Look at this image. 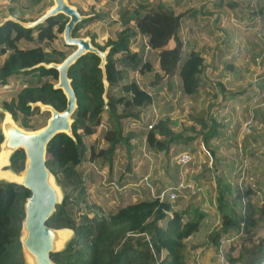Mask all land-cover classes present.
<instances>
[{
	"label": "trees",
	"instance_id": "16d2710c",
	"mask_svg": "<svg viewBox=\"0 0 264 264\" xmlns=\"http://www.w3.org/2000/svg\"><path fill=\"white\" fill-rule=\"evenodd\" d=\"M39 1L25 0V4L30 8ZM243 1L247 3L245 7L239 5L237 0H218L216 5L214 4L221 10L223 8L234 10V16L239 20L246 15L248 19H246L245 32L251 36V39H248L249 49L239 43L244 32L237 34L234 29L226 31L224 28L226 37L220 38L218 34L214 36L220 39L222 44L217 45L211 53L212 58L214 56L219 59L218 61L212 59L211 68H218L220 70L218 76L221 77L224 75L221 70H229L232 72L231 77H234L233 73H235L238 79L243 78L241 72L247 71L249 66L241 67L234 63L242 49V53L247 52L252 58L249 63L260 64L264 61L263 0ZM201 8L202 5L198 10L190 7L187 11L175 13L173 7L164 0H139L122 10L119 18L122 26L114 38H108L104 44H101L95 40L94 34H91L92 42L97 47L104 49L110 46L105 64L109 83L106 102L108 110L103 106L105 101L102 97L103 82L101 68L98 67L99 56L86 52L69 67L68 74L77 97V107L72 114L74 138L62 132L57 133L47 145L46 158L47 166L65 192L62 202L56 205L55 211L49 217L48 224L54 227L69 226L75 232L66 248L52 253V258L58 263L190 264L186 259L185 240L201 232L204 218L209 212L193 203L189 210L176 208L170 199L181 200L187 193L191 194V198L196 196L195 194L201 190V184L196 182V177L193 178L194 181L190 178L189 181L177 178L167 186L162 185V188L160 187L150 197L105 212L99 205L87 202L85 191L88 181L84 171L78 166L85 159L95 160L94 146L87 145L85 137L96 132L104 111H107L109 121L113 124L103 133L108 146L104 152L106 157H111L110 154L114 153L115 148L122 145L121 141L130 146L128 141L135 136V133L124 131L123 121L139 120L140 122L143 119V111L154 101L153 93L128 75L129 69L141 73L145 70H153L152 63L142 56L144 47L147 46L158 52L159 69L155 73L154 83L160 82L161 77H164L165 81L159 86L165 84L175 93L181 92L193 99L199 97L201 89L205 87L206 50L189 47L190 40L184 41L180 31L186 25L188 30L192 31L194 23L199 24L200 19H193V25H189L191 19H188L187 15L204 12L205 10L201 11ZM20 12L23 14L24 10L21 9ZM10 14L19 17L14 13L13 7ZM96 16L103 18L105 15L94 14V17ZM256 16L261 20L260 28L256 27L257 21L256 24L252 21ZM94 17H86L79 21L73 34H78L85 21ZM66 19L59 13L33 27H24L11 19L0 24V83H4L11 76H21L23 82L10 99L2 102V106L26 128L42 125L34 123L32 115L39 112V108L37 106L31 108L29 101L41 100L59 110L65 107L66 100L62 90L53 88L54 82L44 77L57 79L56 69L34 65L41 61H60L65 57L67 53L63 49L56 46L49 48L46 45H50L57 34L62 32ZM137 34L146 37L147 44L142 45L140 49H131V43ZM170 39L174 40L172 46L168 43ZM137 46L140 47V44ZM214 83L224 100H238L239 97L246 99L247 114L243 119L245 121L251 117L252 120L248 134L252 133V128L258 119H263L264 122V70L241 89L231 90L222 80ZM256 103L258 104L255 105ZM46 115H48L47 111ZM217 117V109H211L208 105L190 114L191 125L176 130L174 129L176 119L168 115L160 116L153 122L147 123L148 127L144 130L145 145L147 149L155 152L160 150L168 152L173 145L185 146L189 140L185 131L194 130L193 122H197L200 125L198 132L202 137L203 145L206 146V152L215 155L217 147L212 143V138L216 139L219 133L217 128L220 122ZM237 130L234 129L226 137L235 140ZM228 146L231 147L230 144ZM235 147L236 151L233 149V153L242 155L243 146L236 144ZM188 152L193 158L194 155ZM23 162L24 152L22 149H17L12 156L11 166L15 170H20ZM233 169L234 167L228 171H218L216 164L213 167L216 172L211 173V177L216 181V208L220 223L209 228L204 241L195 243L197 246L211 245L215 251H218L224 239L228 238L232 231L236 233L240 230H248L246 216L244 217L240 211L242 203L239 194V200H231L233 193L237 191V186L235 184L233 186L228 180V176H232ZM241 169L242 167L239 166L236 174H241ZM170 192L175 194L174 198H170ZM165 193V199H161L160 197ZM28 194L29 190L21 184L0 182V264H24L19 233L24 216L23 204ZM81 202L84 203V207L81 206ZM246 211L248 215L250 212L251 216L257 214L262 217L264 202L251 210L247 207ZM240 248L238 255L232 256L230 253L232 247H230L225 257L230 261L242 258V264H260L264 260V236H260L257 242L251 241L249 245L242 244Z\"/></svg>",
	"mask_w": 264,
	"mask_h": 264
},
{
	"label": "rangeland",
	"instance_id": "374dc122",
	"mask_svg": "<svg viewBox=\"0 0 264 264\" xmlns=\"http://www.w3.org/2000/svg\"><path fill=\"white\" fill-rule=\"evenodd\" d=\"M68 1L77 6L82 13L88 15L87 17H94V14L105 15L103 18L96 16L85 21L81 29L77 32L78 34H76L81 36H91V34H94L95 40L101 44H104L108 38H114L116 32L121 28L122 25L119 22V18L124 7H127L129 4L133 5L139 2V0ZM164 1L173 7L175 13L187 11L190 7H194L196 10H198L201 5V11L205 10L202 13L194 12L193 14L190 13L187 15V18L193 21L192 22L191 20L189 21L187 19V21H189V25H193V19H200L199 24L195 25L194 23L192 31L188 30L187 25L184 26L180 31L181 37L184 41L189 42L190 40L188 43L189 47L201 48L204 51L206 50L205 61L207 68L205 69L204 73L205 87L201 89L199 97L197 99H193L191 96L182 94L181 92H173L165 84L159 86L165 81L163 79L164 77H161L160 82L154 83L156 79L155 73L159 69L158 52L157 50L147 46L144 47V50H142V56L152 63L153 70H145L143 73H141L137 70L129 69L128 75L131 78H135L142 87L153 93L154 101L148 106L149 108L143 111V119L140 120V122L138 120L135 121L133 125H130L133 121L132 120L126 123V125L124 124L123 129L130 130L132 128L131 131L133 132L141 128L145 130L148 127V122H153L160 116L168 115L177 121L174 129L180 130L181 127H187L192 124V119L190 118L191 113H196L201 108L205 106L207 107L209 105L211 109H217V120L220 122V125H218L217 128L219 131V133H217V138H212V143L217 147L215 150V155H210L208 152H206V146L203 145L202 137L198 132L200 125L197 122H193L195 125L194 130L185 131V135L189 139L185 146L173 145L170 150L165 153L160 152L157 155L143 153V155H140L141 158H138V155L135 154V156L128 158V153L126 150L129 148L124 145L123 141H121L120 143L122 146L119 147L120 149L115 151L114 158L113 152L111 154L108 152L111 155L110 158L106 157V153L104 152H106L108 146L107 141H105L103 138V133L113 124L109 121L110 118H108L107 111H104L102 113L101 123L98 125L96 132L91 136L89 135L88 137H85L86 144H92L94 146V151L96 153L95 160L91 161L85 159L78 166L80 170L84 171V174L87 178L86 180L88 181L85 197L88 203H95L96 205H99L105 212H111L117 209L118 206L131 202V200H129L132 198V196H130V192L132 190L131 187L132 185L138 187L137 185L141 183L140 178H142L143 175H145L144 178H146L147 181L155 182L156 184L163 181V185L165 183H171L172 181L176 180L177 177L186 181H189L188 178L193 180V178L196 177V182L201 184V190L195 194L196 196L191 198V194L187 193L181 200L170 199V202L173 203L174 207L179 206L181 209L189 210L193 203L195 205H199L201 208L209 212V215L204 218V224L200 230L201 232H198L195 236H189L185 240L187 261H189L190 264H242V258L240 260L230 261L227 257H225V253L230 249V247H232L230 250L231 255L237 256L241 250L240 247L242 244L249 245L251 241L257 242L260 236H264V216L259 217L257 214L251 216L250 212L249 216L246 211L248 202L249 204H251V202L255 203L254 201L257 199L255 194H252L253 196H249L251 199H249L248 202L247 200H245L244 203L241 202L242 206L240 207V211L243 213V216H246L245 221L248 222V230H240L236 233H233L232 231L230 236L224 239L218 251H215L213 246H197L195 243L197 241H204L206 234L209 233L207 230L213 225L216 226L220 223V216L218 214L219 212L216 208V181L213 177H211V173L216 172V170H213V167H215L216 164L218 171H228L234 167L232 170V176L229 175L228 178L234 180L237 178L236 170L238 168L237 166L239 164V160H241V158L239 159V157H241V153L236 154V152L233 153L232 151L233 149L236 151L235 146L237 144V137L235 140H233L231 138H227L226 136H229V134L234 131V129H238L237 135L239 133L243 134L244 132L248 133L247 130L243 128V123L241 122V118L247 114V111L245 112L247 109L246 99L239 97L238 100H224V98H222V93L218 91V87L215 86L214 82L222 80L225 82L226 87L231 90L241 89L251 79L253 80L254 77L263 73L264 61H262L260 64H254L252 62L249 63L248 61L252 58L247 52L242 53V49L239 56L236 57L234 63L237 66L241 65V67L249 66L247 71L241 72L243 78L238 79V77L235 76V73H233L234 77H231L232 72L229 70H221L222 73L224 72V75L222 77L218 76L220 70L218 68H211V61L212 59L214 61H218L219 59L218 57L214 56L212 58L211 53H213V50L217 47V45L220 46L222 44V41L210 36L209 32L211 31L218 34V37L220 38H222V35L226 37L225 34H222L223 29L225 28L226 31H229V28L232 27L231 22H235L234 19H232L233 17H231L232 15L230 14V11L221 13L220 15L216 9L211 6L208 7V5H211L212 2L214 3L218 0ZM238 2L239 5L244 7L247 4L243 0H238ZM51 3L52 0H40L30 8H27L25 0H0V20L10 14L11 7L14 8V13L21 17L20 19H34ZM21 9L24 10L23 14L20 12ZM215 12H217V18L214 14ZM215 18L217 20L213 21ZM220 26L223 27L220 28ZM241 37L242 38L239 40L240 42H238L241 45H244V48H248V39H251V36L247 32H244L241 34ZM145 43L147 44L146 37L137 34L131 43V49H140ZM168 43L169 45H173L174 40L170 39ZM139 44L140 47L137 46ZM22 45L24 44L22 43ZM46 46L49 48L56 46L57 48L63 49L66 53L72 49L71 46H68L64 43L61 33H58L57 37L51 41L50 45ZM227 57H229V55ZM44 77L49 78V80L53 82L56 81V79H53L52 77ZM21 79V76H11L7 78L4 83H0V105H2L4 100L10 99L17 89L22 86L23 82H21ZM213 92L216 93L213 94ZM32 116L34 117V123L36 125H40L46 121V116L48 115H46V111H39L33 113ZM131 141L136 144L135 140ZM229 144L231 146L230 148L228 146ZM231 144H233V146ZM182 149H185V151H190L194 155L193 158L185 164H180L178 162V152ZM115 173H117L118 176H115ZM113 174L114 177L120 180H125L127 178H130V180L136 179V183L139 184H129V180L126 183L120 184L116 180L113 181ZM237 193L238 192L236 191V194ZM256 194L258 193L256 192ZM164 197H166V193L160 198L165 199ZM81 206L84 207L83 202H81ZM90 215H92V212ZM260 264H264V260Z\"/></svg>",
	"mask_w": 264,
	"mask_h": 264
},
{
	"label": "water",
	"instance_id": "95a60500",
	"mask_svg": "<svg viewBox=\"0 0 264 264\" xmlns=\"http://www.w3.org/2000/svg\"><path fill=\"white\" fill-rule=\"evenodd\" d=\"M59 13L67 18L61 32L62 39L72 49L60 61H41L34 66L43 65L56 69L57 79L52 86L62 90L66 100L65 107L59 110L41 100L29 101L31 108L37 106L40 112L47 111L48 116L41 126L26 128L14 119L7 108L0 105V182H14L29 190L23 204L24 216L19 233L24 264H60L52 258V253L66 248L75 234L72 227H54L48 224L49 217L55 211L56 205L62 202L65 192L47 166L46 158L47 145L57 133L62 132L74 138L72 114L77 107V97L68 70L86 52L99 56L98 67L101 68L103 82L102 97L105 101L103 106L108 110L106 102L109 83L105 64L110 46L101 49L93 44L90 35L73 34L76 24L88 16L77 6L68 0H52V3L34 19L22 20L9 14L0 24L11 19L24 27H33ZM17 149L24 152L23 167L20 170L11 166L12 156Z\"/></svg>",
	"mask_w": 264,
	"mask_h": 264
},
{
	"label": "crops",
	"instance_id": "0c3cea01",
	"mask_svg": "<svg viewBox=\"0 0 264 264\" xmlns=\"http://www.w3.org/2000/svg\"><path fill=\"white\" fill-rule=\"evenodd\" d=\"M216 2L217 1H215L214 3L212 2V4L208 5V7L209 6L213 7L214 9L217 10V12H219L220 15H221V13L230 11V14L232 15L231 17H233L232 19H234L235 22H233V21L231 22L232 27L229 29H234L237 34L245 32V26L247 23L246 19H248L246 17V15L244 16L245 18L242 17V19L239 20L234 16V10H231L229 8H227V9L223 8V10H221V9L217 8V6H214V4ZM217 12L214 13L216 16H217ZM214 20L215 19H213V21ZM252 21L255 24L257 21V24H256L257 28L261 27V25H262L261 20L260 19L258 20L257 16L253 17ZM222 34H225L224 31H222ZM209 35L214 37L216 35V33L210 31ZM223 36L224 35H222V37ZM169 46H172V45H169ZM251 104H252V102H251ZM257 104L258 103H256L255 105H257ZM241 119H242L241 122L243 123L244 119L243 118H241ZM128 122H130V120H124L122 123V127L124 128V124L126 125V123H128ZM134 123H135V120H133L130 125H133ZM123 130L124 131H131L132 128L130 130H128V129H123ZM144 132L145 131L142 128L137 129V131L133 132V133H135L134 134L135 136H133L130 139L135 140L136 144L133 141L129 140L128 142L130 143V146L128 147L124 142V145L129 148L126 150L128 153V158L135 156V154L138 155L137 156L138 158H141L140 155H143V153H147L149 155L150 154L151 155L152 154L157 155L160 152H164V153L166 152L165 150H160V151L155 152V151L147 149V146L145 145V141H144L145 140V133ZM251 132H252L251 134L244 132L243 134L239 133L237 135V145L243 146L242 147L243 148V155L240 154L241 157H239V159L241 158V160H239V164L237 166V167H239V166L242 167L241 174L240 173L237 174V178H235V180L228 178V180L230 181V183L233 184V186H234V184H235V186H237V192H238L237 194H236V192L233 193V197L231 198V200H239V198H238V194H239V196L241 198L240 199L241 202L244 203L245 200H247V202H248L249 199H251V198H249L250 195L255 194V196L257 198L254 201L255 203L251 202V204H249V202H248L247 207H249L250 210L253 207L254 208L259 207L260 204L264 202V122H263V119L257 120V123H256V125L253 126ZM138 140H139V142H138ZM121 146L122 145L117 146L115 148V151H117V149H120L119 147H121ZM115 151L113 153V158L115 155ZM182 151H185V149L180 150L178 153H180ZM145 162H148V161H145ZM242 165H244V166H242ZM241 175H242V177H240ZM115 176H118V174L115 173ZM144 176L145 175H143L142 178H140L141 176L139 177L141 179L140 184L136 183V179L130 180V178H127L125 180H123V179L120 180V179L114 177V174H113V181L116 180L120 184H122V183H126L129 180V182H130L129 184H139V185H137L138 187H135L133 185L131 187L132 190L130 192V196H132V198H130L129 200H131V202H133V201H136L139 199L150 197V195L155 194L156 191L160 189V187L162 188V185L164 183L163 181L161 183L158 182L156 184L155 182L147 181L146 178H144ZM147 178H148V176H147ZM164 185L167 186L169 184L165 183ZM164 185H163V187H164ZM256 192L258 194H256ZM128 203H130V202H128ZM123 205H125V204H123ZM176 208H180V207L177 206ZM209 246H211V245H209Z\"/></svg>",
	"mask_w": 264,
	"mask_h": 264
},
{
	"label": "built area",
	"instance_id": "2783aa9c",
	"mask_svg": "<svg viewBox=\"0 0 264 264\" xmlns=\"http://www.w3.org/2000/svg\"><path fill=\"white\" fill-rule=\"evenodd\" d=\"M250 1H254V0H250ZM252 123V120H251V117H249L248 119H246L244 122H243V128L247 130V132L250 131V125ZM151 126V125H149ZM192 159V155L188 152V151H182L179 153L178 155V162L180 164H185L187 162H189L190 160ZM169 196L170 198H174L175 197V194L173 192H170L169 193Z\"/></svg>",
	"mask_w": 264,
	"mask_h": 264
}]
</instances>
